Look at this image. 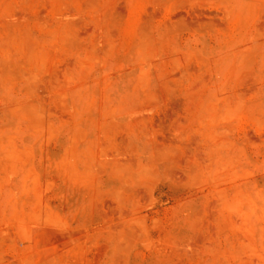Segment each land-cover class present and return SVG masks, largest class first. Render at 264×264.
<instances>
[{
    "label": "rangeland",
    "instance_id": "rangeland-1",
    "mask_svg": "<svg viewBox=\"0 0 264 264\" xmlns=\"http://www.w3.org/2000/svg\"><path fill=\"white\" fill-rule=\"evenodd\" d=\"M263 204L264 0H0V264H264Z\"/></svg>",
    "mask_w": 264,
    "mask_h": 264
},
{
    "label": "bare ground",
    "instance_id": "bare-ground-1",
    "mask_svg": "<svg viewBox=\"0 0 264 264\" xmlns=\"http://www.w3.org/2000/svg\"><path fill=\"white\" fill-rule=\"evenodd\" d=\"M259 200V199H258ZM262 200H263V198H262ZM261 202H263V201H261ZM264 205V204H263ZM247 217V216H246Z\"/></svg>",
    "mask_w": 264,
    "mask_h": 264
}]
</instances>
